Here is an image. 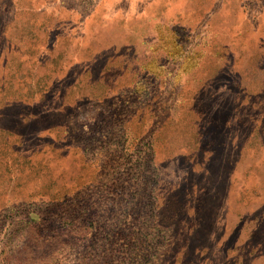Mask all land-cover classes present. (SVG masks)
Returning <instances> with one entry per match:
<instances>
[{
	"label": "rangeland",
	"instance_id": "1",
	"mask_svg": "<svg viewBox=\"0 0 264 264\" xmlns=\"http://www.w3.org/2000/svg\"><path fill=\"white\" fill-rule=\"evenodd\" d=\"M0 264H264V0H0Z\"/></svg>",
	"mask_w": 264,
	"mask_h": 264
},
{
	"label": "crops",
	"instance_id": "2",
	"mask_svg": "<svg viewBox=\"0 0 264 264\" xmlns=\"http://www.w3.org/2000/svg\"><path fill=\"white\" fill-rule=\"evenodd\" d=\"M43 7L46 8L44 10L45 11V15L44 16H40L35 21H30L29 20L30 18L25 16V15L21 16V18L18 19L19 22H21L23 24H31L30 25L31 29H34V30L36 29L37 30V32L34 31V32L38 33V35H36L34 33L35 34V39H40L42 37L41 36L42 32L49 31V32H53L55 34V31H57V30L59 31L61 29V27H67V25H64V20H63L64 18H61L58 15L57 12L56 13L55 12H51V11L49 12L48 9H50V7H47L46 5H43L42 8ZM59 8L60 7H56V9H59ZM54 15H56V17H54ZM50 17L51 18H57L55 24H53L57 28H54L50 24V20H49ZM62 35H63V33L62 34L61 33L60 34L57 33L56 36H57L58 39H61ZM59 49H60V45L57 42V44L54 47V51H57ZM48 50L50 51V49H48ZM76 51H78V48L74 49V52H76ZM42 65L43 66L45 65V66L49 67V70L51 71V73H52V71H55V69L58 70V71H55L57 73H61L62 74V72H63L64 76H62L60 78L59 82L60 81L64 82L67 79V73H68L67 70H70V68L66 66V64L60 59V57L58 55H55V57L53 59L51 58L48 61H43ZM71 69H72V67H71Z\"/></svg>",
	"mask_w": 264,
	"mask_h": 264
}]
</instances>
